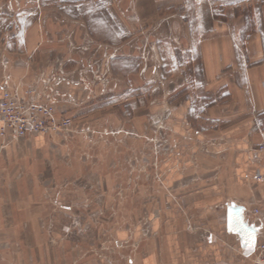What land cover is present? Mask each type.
<instances>
[{"label":"rangeland","instance_id":"374dc122","mask_svg":"<svg viewBox=\"0 0 264 264\" xmlns=\"http://www.w3.org/2000/svg\"><path fill=\"white\" fill-rule=\"evenodd\" d=\"M262 20L264 0H0V95L4 76L19 79L28 100L54 99L72 121L64 134L0 138V264L135 256L118 232L164 202L157 171L177 145L172 109L191 98L200 130L221 96L205 91L194 46L216 26L245 40ZM107 169L105 195L81 177Z\"/></svg>","mask_w":264,"mask_h":264},{"label":"crops","instance_id":"0c3cea01","mask_svg":"<svg viewBox=\"0 0 264 264\" xmlns=\"http://www.w3.org/2000/svg\"><path fill=\"white\" fill-rule=\"evenodd\" d=\"M239 33L216 26L194 46L205 91L221 96L199 114L200 130L192 121L197 114L191 98L172 109L169 125L177 145L157 171L164 202L146 225L119 230L121 241L138 246L125 264H240V254L256 255L262 231L248 211L264 208V181L255 178L264 174V20L245 40ZM113 173L88 171L81 177L93 179L89 188L105 195ZM232 203L242 206L244 220L258 229L252 247L229 229ZM90 254L84 264H102Z\"/></svg>","mask_w":264,"mask_h":264},{"label":"built area","instance_id":"2783aa9c","mask_svg":"<svg viewBox=\"0 0 264 264\" xmlns=\"http://www.w3.org/2000/svg\"><path fill=\"white\" fill-rule=\"evenodd\" d=\"M29 93L32 92L24 90L22 84H14L9 76H4L0 95V138L14 141L38 134H64L72 131V121L57 116L54 99L47 100V103L28 100ZM255 178L264 181V174L258 173ZM248 212L262 231L255 250L257 260L264 264V208L257 205Z\"/></svg>","mask_w":264,"mask_h":264},{"label":"water","instance_id":"95a60500","mask_svg":"<svg viewBox=\"0 0 264 264\" xmlns=\"http://www.w3.org/2000/svg\"><path fill=\"white\" fill-rule=\"evenodd\" d=\"M228 226L230 230L242 236L247 246L255 245L258 229L244 220L242 206L234 203L228 206Z\"/></svg>","mask_w":264,"mask_h":264}]
</instances>
